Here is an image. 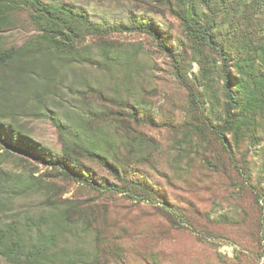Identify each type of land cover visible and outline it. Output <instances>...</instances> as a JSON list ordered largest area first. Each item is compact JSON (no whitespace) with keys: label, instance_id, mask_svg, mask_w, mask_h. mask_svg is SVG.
<instances>
[{"label":"rangeland","instance_id":"obj_1","mask_svg":"<svg viewBox=\"0 0 264 264\" xmlns=\"http://www.w3.org/2000/svg\"><path fill=\"white\" fill-rule=\"evenodd\" d=\"M44 1L125 26L56 49L23 9L0 32L17 52L0 65V264H264V50L240 40L225 68L165 0Z\"/></svg>","mask_w":264,"mask_h":264},{"label":"trees","instance_id":"obj_2","mask_svg":"<svg viewBox=\"0 0 264 264\" xmlns=\"http://www.w3.org/2000/svg\"><path fill=\"white\" fill-rule=\"evenodd\" d=\"M173 14L180 19L188 36L200 47L209 48L222 60L225 68L231 66L235 60L241 58V51L237 42L244 41V49H252L256 53L264 50V0H165ZM23 9L30 11V21L40 37L48 41L56 49H65L82 40L86 32L95 36H108L121 32L123 25L94 23L88 14L70 5L58 2H45L44 0H0V32H4L13 24L14 15ZM16 16V15H15ZM153 34L156 39L159 35L151 28L144 29ZM254 40L257 45L253 48ZM236 52L237 55H236ZM17 52L0 54V65H7ZM248 58V57H247ZM245 58V60L247 59ZM249 61V59H247ZM251 65V66H250ZM249 69L253 73L252 64ZM227 84L229 79L227 78ZM227 93L231 101V110L241 104L240 91L227 86ZM202 130L200 126H194ZM0 142L13 146L14 143L7 138L6 132L0 128ZM23 143V142H22ZM92 157L103 164L107 160L98 152L91 151ZM57 166V165H55ZM64 169V167H62ZM75 181L98 190L111 189V186L97 184L91 177L67 173ZM3 247V235L0 231V248ZM17 252L5 249L4 254L11 258ZM37 258L41 254L32 251Z\"/></svg>","mask_w":264,"mask_h":264}]
</instances>
